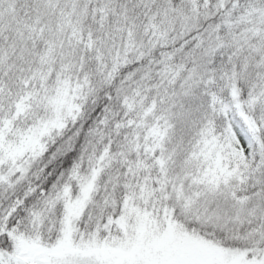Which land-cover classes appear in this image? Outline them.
Returning <instances> with one entry per match:
<instances>
[{
    "label": "snow or ice",
    "instance_id": "6c2138e0",
    "mask_svg": "<svg viewBox=\"0 0 264 264\" xmlns=\"http://www.w3.org/2000/svg\"><path fill=\"white\" fill-rule=\"evenodd\" d=\"M0 264H264V0H0Z\"/></svg>",
    "mask_w": 264,
    "mask_h": 264
}]
</instances>
